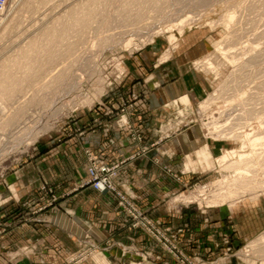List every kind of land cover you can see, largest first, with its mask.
Returning a JSON list of instances; mask_svg holds the SVG:
<instances>
[{
    "label": "rangeland",
    "instance_id": "rangeland-1",
    "mask_svg": "<svg viewBox=\"0 0 264 264\" xmlns=\"http://www.w3.org/2000/svg\"><path fill=\"white\" fill-rule=\"evenodd\" d=\"M156 43L164 48L163 59L174 52L187 57L190 50L186 66L206 81L201 96L177 97L167 106L173 113L168 122L176 132L196 125L206 141L218 145L216 155L205 145L196 159L188 158L185 169L200 172L169 200L175 209L189 206L196 212L194 222L212 211L230 221L233 212L239 231H222L200 249L192 238L188 244L183 225L167 227L139 207L152 223L140 226L121 207L127 226L142 229L151 246H115L127 258L110 262L94 244L81 245L66 254L63 264H264V191L255 197L248 192L236 200L210 201L216 184L226 187L235 179L226 167L239 159L231 149L251 151L248 144L240 148L246 139L242 132L264 136V0H8L0 10V92L5 76L10 89L0 94V103L16 109L14 115L29 111L35 119L12 128L9 143L0 150V207L15 200L11 177L34 156L39 141L67 136L80 115L90 111L105 109L113 115L118 109L110 100L125 98L119 111L133 104L139 94L122 87L127 65ZM29 53L37 54L29 59L37 66L33 74L20 67ZM158 131L163 135V129ZM261 146L258 158L264 160ZM261 168L251 176L256 181H264ZM83 229L80 236L99 233L93 227Z\"/></svg>",
    "mask_w": 264,
    "mask_h": 264
},
{
    "label": "crops",
    "instance_id": "crops-1",
    "mask_svg": "<svg viewBox=\"0 0 264 264\" xmlns=\"http://www.w3.org/2000/svg\"><path fill=\"white\" fill-rule=\"evenodd\" d=\"M163 51L156 43L128 63L122 87L127 93L139 94L133 104L119 111L125 101L121 96L108 101L118 109L113 115L105 109L80 115L67 136L39 141L34 156L12 175L15 200L0 207V264H63L66 254L90 244L99 247L110 262H123L127 257L115 246L152 245L142 229L127 226V214L116 195L83 186L88 177L87 151L118 164L120 189L167 227H186L188 244L192 238L193 245L198 243L201 249L207 239H216L222 231L238 233L233 212L230 221L220 211H212L194 222L196 212L189 206L175 209L169 200L200 172L185 169L188 158L196 159L205 145L216 155L218 145L206 141L196 125L176 132L168 122L173 113L167 106L177 97L188 95L193 100L201 96L206 81L186 66L190 50L187 57L174 52L166 59ZM160 128L163 135L158 134ZM136 133L141 139H133ZM175 173H180L179 178ZM87 227L99 233L80 236Z\"/></svg>",
    "mask_w": 264,
    "mask_h": 264
},
{
    "label": "bare ground",
    "instance_id": "bare-ground-1",
    "mask_svg": "<svg viewBox=\"0 0 264 264\" xmlns=\"http://www.w3.org/2000/svg\"><path fill=\"white\" fill-rule=\"evenodd\" d=\"M173 38H174V36H173ZM36 56H37V54L34 55L33 53L32 54L31 53L26 54L25 58L27 59V61L25 60V62L20 67L27 68V72L29 74H33L36 71L37 66H35L33 62H30L29 59L32 57L37 59ZM33 58H32V60H33ZM4 72L5 71H3V73ZM9 81L10 80H9L8 76H5V78L3 77V79L1 80V89H4V90L1 91L0 94H2L4 91H7V89H10V86L8 84ZM12 90H14V88H12ZM16 103H21V102L18 101ZM53 106L54 105H52V107ZM15 112H16V109L15 110L10 109L5 102L0 103V117H1L0 118V131H1L0 132V150H3V148H6V145L9 143V141H6V140H9L10 137H12L11 136L13 134L12 128H14V127L18 128V127H20L21 124H27L28 121L30 123L31 122L34 123L33 119H35V115L33 113L26 111V113L23 112V114L21 113L20 115H14ZM27 112H29L30 116L26 115ZM12 116H14L15 118H13ZM40 116L41 115H39V118H40ZM12 118H13V120H12ZM2 120L5 122V125L2 124ZM8 122H10V123L8 124ZM9 126H11L10 127L11 130L6 128ZM258 133H256L255 131H254V133L253 132L252 133L246 132V131L242 132V135L246 139H243V142H242L243 145L240 148L244 149L245 147H247V144H248L251 147V151L242 153L241 151H236V148L231 149L232 150L231 155H233V156H234V154L238 155L239 159H237L235 161L227 162L226 167L229 170L234 171L235 179L232 183H229L228 186H226V187L223 186V184H221V183L216 184L217 186L215 187V191L212 194V196H214V197H212L210 195V197H211L210 201L211 202H219V201H225V200H230V199L236 200V199H239V197H241L240 195H242V196L246 195L248 192L250 193L251 196L255 197L256 195H259L260 192L264 191V181H256L254 178L251 177L253 173H259V171H257V170L262 169L261 167L264 165V160L263 159L260 160V158H258V156H259L258 146L262 147L261 145H264V136H262V134L260 135ZM2 145H3V147H2ZM217 190H220V191L218 193H216ZM210 191H211V189H210ZM199 196L200 195H196V196H194V198H199ZM186 199L188 200V199H190V197H186ZM202 201L207 202L206 198L205 199L203 198ZM234 203H236V201H234ZM255 242H253V243H255Z\"/></svg>",
    "mask_w": 264,
    "mask_h": 264
},
{
    "label": "built area",
    "instance_id": "built-area-1",
    "mask_svg": "<svg viewBox=\"0 0 264 264\" xmlns=\"http://www.w3.org/2000/svg\"><path fill=\"white\" fill-rule=\"evenodd\" d=\"M8 0H0V10L4 9ZM88 177L83 186H91L102 193H115L120 206L135 219L137 225H151V221L142 213L139 207L116 185L118 164H110L105 160L96 158L88 152ZM153 228H151V231Z\"/></svg>",
    "mask_w": 264,
    "mask_h": 264
}]
</instances>
